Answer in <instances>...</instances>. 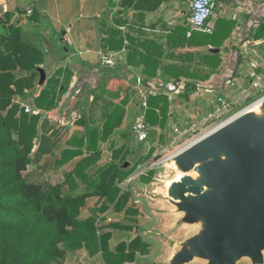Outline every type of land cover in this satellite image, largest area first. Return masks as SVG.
I'll list each match as a JSON object with an SVG mask.
<instances>
[{
  "label": "trees",
  "instance_id": "1",
  "mask_svg": "<svg viewBox=\"0 0 264 264\" xmlns=\"http://www.w3.org/2000/svg\"><path fill=\"white\" fill-rule=\"evenodd\" d=\"M235 25L220 18L212 33L194 32L188 37V28L181 30L184 44L199 51L182 54L183 64L165 65L169 80L178 82L186 77L195 88L197 83L210 80L223 60L221 53L209 48H221ZM179 34L180 29L175 30L168 40L174 41ZM43 63V51L23 38L19 21L6 12L0 19V264H63L68 251L84 247L91 255L101 254L106 264L133 263L138 254L149 253L150 244L140 234L118 242L114 248L111 240L114 230L133 232L138 226L123 221L106 223L112 212L123 214L127 221H137L133 215L139 211L128 205L133 197L125 185L135 170L125 166L131 153L127 144L118 148L113 144L110 163L93 170L102 156L100 142L107 141L123 124L129 96L108 106L102 135L94 127L72 137L71 147L56 163L58 168L73 165L63 171L61 181L32 182L27 170L38 145L40 122L46 111L58 106L73 75L59 69L40 85L39 67ZM129 63L144 66L143 72L150 77L164 65L139 48L130 53ZM235 76L236 71L228 79ZM150 77L144 79L145 85ZM170 103L164 93L148 97L147 119L152 126L167 129ZM143 178L151 181V176ZM92 197H97V202L85 216L84 208Z\"/></svg>",
  "mask_w": 264,
  "mask_h": 264
},
{
  "label": "crops",
  "instance_id": "2",
  "mask_svg": "<svg viewBox=\"0 0 264 264\" xmlns=\"http://www.w3.org/2000/svg\"><path fill=\"white\" fill-rule=\"evenodd\" d=\"M191 3L192 0H0V19L6 12L13 13L23 38L43 51L44 63L39 68L45 71V82L59 69L73 74L58 106L46 111L40 122L38 145L27 170L30 181L56 183L67 166L72 165L56 166L63 151L71 147L72 137L94 127L102 135L108 106L113 107L127 96L139 93L144 86L170 94L224 92L232 99L243 96L256 80L264 81V0H217L211 19L213 28L220 18L236 24L220 48L222 65L210 80L197 83L196 88L186 77L178 82L169 80L171 75L165 65L183 64L182 54L199 51L185 45L184 33H181L188 28ZM29 8L33 9L32 14H28ZM179 29V38L168 40ZM134 48L145 55L153 54L164 64L155 76L146 75L144 66L129 63ZM105 54H111L116 64L107 65L102 59ZM234 71L237 76L228 79ZM147 77L151 79L145 85ZM139 78L144 86L139 85ZM232 81L236 88H232ZM216 107L215 99L211 110ZM125 110L122 126L107 141L100 142L102 157L107 153L109 160L113 144L116 148L120 146L118 138L128 144L130 155L134 151L128 143L132 125L128 131L124 129L133 114V103L129 101ZM152 128L159 134L163 131ZM79 182L84 189V184ZM90 199L96 204L97 197L89 198L88 203ZM63 264L106 263L101 254L91 255L84 247L68 251Z\"/></svg>",
  "mask_w": 264,
  "mask_h": 264
},
{
  "label": "water",
  "instance_id": "3",
  "mask_svg": "<svg viewBox=\"0 0 264 264\" xmlns=\"http://www.w3.org/2000/svg\"><path fill=\"white\" fill-rule=\"evenodd\" d=\"M164 165L170 179L155 199L169 223L158 264H264V98Z\"/></svg>",
  "mask_w": 264,
  "mask_h": 264
},
{
  "label": "rangeland",
  "instance_id": "4",
  "mask_svg": "<svg viewBox=\"0 0 264 264\" xmlns=\"http://www.w3.org/2000/svg\"><path fill=\"white\" fill-rule=\"evenodd\" d=\"M251 87L253 88L252 84ZM232 88H236V86H232ZM157 92L159 94L163 93ZM203 92H194L189 95L181 92L164 93L170 99V112H172L167 129L159 134L158 131L152 128L150 131L151 136H149L150 138L147 142H138L134 138L132 131V134H129L128 143L134 151L128 157L127 162L129 163L128 166L131 165L135 170L125 181V185H127L126 188L131 191L133 197L128 205L135 207L139 211V213L133 215L137 221H127L123 214L120 215L112 212L109 214V218L111 219L106 223L123 221L130 224L134 223L138 226L137 231L134 230L133 232L114 230L113 239L111 240L113 248L118 242L127 240L137 234H140L150 244L149 253L138 254L137 260L132 264H158L165 256L162 235L166 232L165 229L169 223V218H167L165 210H163L164 205L155 199V194L165 188L171 175V172L165 167L164 161L193 140H197L226 120L264 98V87L256 89L254 95L247 99L242 96L233 97V100L238 98L240 100L238 99L239 101L232 108L225 110V113L219 118L208 121L206 118L215 111L211 110V104L215 99L217 103L218 97L224 92L201 94ZM129 101L133 103L134 111L129 117L127 124H125L124 129L126 131L129 130L131 125L133 130L134 122L141 111L142 97L140 92L129 95ZM177 127L180 129L191 127V129L188 136H184L171 147L172 141L178 136L175 130ZM118 144L121 146L124 143L118 138ZM106 155L107 153L105 154V158L102 157L103 155L101 156L98 164L93 167L94 171L110 163L111 160ZM70 165L67 166V170L73 167V165ZM144 176H151V181L146 182L143 178ZM62 179L63 177L60 175L57 181H61ZM88 204L84 208L85 216L91 212V208L95 205V200L90 199Z\"/></svg>",
  "mask_w": 264,
  "mask_h": 264
},
{
  "label": "built area",
  "instance_id": "5",
  "mask_svg": "<svg viewBox=\"0 0 264 264\" xmlns=\"http://www.w3.org/2000/svg\"><path fill=\"white\" fill-rule=\"evenodd\" d=\"M216 8H217V0H192L191 15L187 22V26H188L187 35L190 37L194 32L212 33L214 28L211 25V19L214 16ZM32 13H33V9L29 8L28 14H32ZM102 59L107 65L116 64V60L111 54L103 55ZM138 83L139 85L144 86L141 78L138 79ZM231 85L235 86L236 83L232 81ZM262 87H264V81L256 80L253 83V88L246 91V93L244 94L245 96L243 95L242 97H244L245 99L252 97L254 95V91L256 89H261ZM140 94L142 97L141 111L134 122L133 134L138 142H147L150 136V131L152 129V125L147 119L148 97L150 95H156L159 93L157 92V90L151 87L147 88L144 86L140 88ZM238 99L236 100L230 99L229 95L226 93L220 95L217 99V107L214 113H212L206 119L209 121V120H213L214 118H219L223 113H225V110L232 108V106L235 105L240 100ZM190 129L191 127L186 129H180L177 127L175 130L178 136L175 137V139L172 141L171 147L175 145V143H177L184 136H188ZM109 219L111 218H108V220ZM124 264H130V263H124Z\"/></svg>",
  "mask_w": 264,
  "mask_h": 264
},
{
  "label": "bare ground",
  "instance_id": "6",
  "mask_svg": "<svg viewBox=\"0 0 264 264\" xmlns=\"http://www.w3.org/2000/svg\"><path fill=\"white\" fill-rule=\"evenodd\" d=\"M180 177V173L176 176V179H178Z\"/></svg>",
  "mask_w": 264,
  "mask_h": 264
}]
</instances>
